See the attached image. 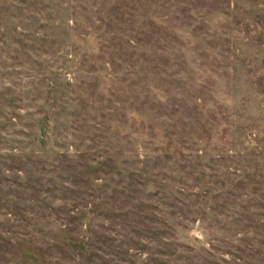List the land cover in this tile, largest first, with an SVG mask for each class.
Returning a JSON list of instances; mask_svg holds the SVG:
<instances>
[{"label":"rangeland","instance_id":"374dc122","mask_svg":"<svg viewBox=\"0 0 264 264\" xmlns=\"http://www.w3.org/2000/svg\"><path fill=\"white\" fill-rule=\"evenodd\" d=\"M0 264H264V0H0Z\"/></svg>","mask_w":264,"mask_h":264}]
</instances>
